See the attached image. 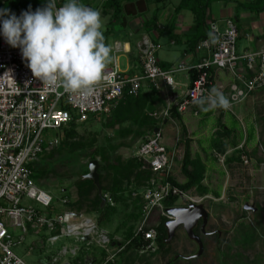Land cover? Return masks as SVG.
<instances>
[{
	"label": "rangeland",
	"instance_id": "1",
	"mask_svg": "<svg viewBox=\"0 0 264 264\" xmlns=\"http://www.w3.org/2000/svg\"><path fill=\"white\" fill-rule=\"evenodd\" d=\"M250 110L251 113L242 118L237 112L232 114L230 111L223 119L220 113L200 114L198 122L185 125L187 133L183 130L181 120L175 117L167 119L170 133L163 128L164 142L176 150L171 172L173 178L180 183L185 182L182 161L187 140H190V147L195 152L192 151L194 158L204 161L200 162L205 168L202 185L207 193L203 194L193 188L185 192L192 200H177L179 206L202 204L208 211L207 231L214 232V235L203 237L204 252L193 259H187L197 255L199 248L185 230L179 228L168 243V253L158 252L156 245L148 243L125 254L120 253L115 259L118 264H264V94L260 95ZM127 118L130 116L123 117L119 123L113 113L107 117H90L83 123L76 122L75 135L66 139V135L63 137L65 130L60 131L59 144L47 150V154L61 151L55 155L56 159L51 160L46 154L40 160L43 171L41 187L57 200L53 211L93 216L99 230L108 234L110 246L105 245L104 248L111 249V252L127 243L125 236L128 228L133 226L137 229L139 226L136 223L138 219L133 217L136 211L133 201L135 196L128 189L117 199L112 197L108 191L111 178H107V175L112 177V171L108 173V168V171L101 169L105 177L102 186L107 189L106 193L103 191V196L111 198L109 203L112 208L108 212V220L102 224L96 218L99 213L93 211L88 203L81 210L76 207L75 202L79 199L76 183L89 172V163L94 160L91 158L92 153L99 147L113 160L117 157L124 161L133 158L142 160L137 154L147 128ZM222 122L231 129H225ZM206 125L211 127L209 138L200 135L201 130L208 128ZM48 134L54 135L57 132L50 131ZM246 137L249 140L247 148L244 141L240 140ZM79 142L85 148L71 151L70 144ZM244 154L248 162L242 159ZM96 160L103 165L100 155ZM96 193L97 189L90 199ZM25 202L36 205V202L29 199H25ZM246 206L250 209H246ZM9 229L16 242L13 249L29 264H104L108 258V253L99 243V234L93 235L90 241H83L80 237L58 231L56 233L61 234L60 239L51 243L48 238L53 233L50 231L39 233L29 229L23 233L21 229ZM21 236L25 238L18 243ZM65 248H68L67 253H63ZM73 248H78V255H73Z\"/></svg>",
	"mask_w": 264,
	"mask_h": 264
},
{
	"label": "built area",
	"instance_id": "2",
	"mask_svg": "<svg viewBox=\"0 0 264 264\" xmlns=\"http://www.w3.org/2000/svg\"><path fill=\"white\" fill-rule=\"evenodd\" d=\"M238 37L239 31L234 21H229L224 30L214 27L213 39L206 38L196 47L199 51L209 50V58L196 66L178 64L169 70H163L159 64L156 56L158 45L148 43L142 55L140 75L123 72L114 56L113 63L106 64L103 78L95 85L92 94L82 98L78 94L66 93L61 87L43 84L32 75L19 48H13L0 36V264H29L13 249L16 242L9 227L21 229L23 233L29 229L39 233L50 231L53 233L48 238L51 243L60 239L61 234L56 233L58 231L80 237L83 241H90L93 235L99 234L100 245L109 247L108 234L100 231L91 217L74 212L67 215L48 211L55 200L36 183L34 164L50 147L59 144V132L64 131L72 121L83 123L90 117L111 115L122 98L138 96L146 81L156 89L160 88L159 79L173 86L176 72L197 73L185 97L177 104L179 113L195 104L196 98L209 94L212 68L225 69L234 75L235 81L225 95L230 101V108L226 111L232 110L253 92L264 89V50L240 54L237 49ZM241 61H245L248 68L253 70L252 76L247 77L237 71ZM170 110L171 107H167L160 112L150 113V116L162 122L172 117ZM156 128L158 131H155ZM156 128L145 135L137 154L147 163L154 177L140 192L133 193L143 200L142 219L135 229V235L150 240V245H156L157 238L156 229L148 228V220L153 212L159 210L170 220L172 217L167 212L168 208L165 209L164 201L170 196H177L181 200L191 199L168 179L176 150L164 143L162 125ZM50 131L57 134L49 135ZM242 159L246 162L249 160L245 154ZM105 198L111 200L108 196ZM25 199L36 202V205L27 204ZM175 206H179L177 202ZM24 238L21 236L18 243ZM124 247L112 252L104 248L108 253L104 264L114 262ZM67 251L68 248H65L63 253ZM71 251L73 255H78V248Z\"/></svg>",
	"mask_w": 264,
	"mask_h": 264
},
{
	"label": "crops",
	"instance_id": "3",
	"mask_svg": "<svg viewBox=\"0 0 264 264\" xmlns=\"http://www.w3.org/2000/svg\"><path fill=\"white\" fill-rule=\"evenodd\" d=\"M104 1L106 0H81L85 5L99 9L101 12L105 43L111 47V60L107 65L113 63L115 56L120 69L128 75L141 74L142 55L148 43L158 45L156 56L163 70H169L178 64L188 66L200 64L204 59L209 58V50H197L198 43L206 38L213 39L214 27L224 30L229 21H235L237 25L239 31L237 49L240 54L264 50V0H210L202 22L189 6H183L182 0L159 2L120 0L121 6L124 8L123 12L112 21L113 12L102 11ZM130 3L138 4L137 13L127 12L125 7ZM110 28L113 29L111 32ZM205 35L206 38H204ZM237 71L247 77L253 75V70L248 68L245 61L239 63ZM210 81L211 89L215 87L226 95L235 78L228 70L212 68ZM190 83L191 73L180 71L174 74L173 86L167 85L162 79H159L160 88L156 89L149 81H146L141 94L147 99V106L152 107L150 113L158 112L182 101ZM261 94H264V89L250 94L243 102L235 105L230 112L232 114L237 112L241 118L246 117L251 113L250 108L256 104V100ZM228 112L222 109L203 111L199 106L193 104L180 113L179 119L185 126L198 122L200 114L217 115L220 113L221 116L220 114L219 116L223 119ZM160 124L164 125L162 129L164 128L168 133L169 122L163 120ZM223 124L225 129H231L225 123ZM206 127L208 128L200 131L202 132L200 135L209 138L211 127L209 128V125ZM168 138L171 139V137ZM240 140L244 141L247 148L249 142L247 137L244 140L240 138ZM166 145L172 149L171 145ZM192 151L191 149L193 162H204L203 159L200 161L198 158H194L195 152Z\"/></svg>",
	"mask_w": 264,
	"mask_h": 264
},
{
	"label": "clouds",
	"instance_id": "4",
	"mask_svg": "<svg viewBox=\"0 0 264 264\" xmlns=\"http://www.w3.org/2000/svg\"><path fill=\"white\" fill-rule=\"evenodd\" d=\"M0 36L19 48L43 84L82 98L92 94L111 60L101 12L81 0H44L42 7L32 11L29 6L19 16L0 8ZM194 103L203 111L230 108L229 99L215 87Z\"/></svg>",
	"mask_w": 264,
	"mask_h": 264
},
{
	"label": "trees",
	"instance_id": "5",
	"mask_svg": "<svg viewBox=\"0 0 264 264\" xmlns=\"http://www.w3.org/2000/svg\"><path fill=\"white\" fill-rule=\"evenodd\" d=\"M151 2H159L163 0H149ZM62 2V0H61ZM183 6H189L191 10H193L198 18H200L201 22L204 20V15L206 13V9L208 8V4L210 0H182ZM44 0H0V8H7L10 13H15L17 16L21 14L22 11H26L31 6V10L35 11L37 7H42ZM120 0H106L103 2L102 11L113 12L112 21H114L117 17H119L123 12V7L121 6ZM137 6V7H135ZM127 12L134 14L137 13L139 9L138 4H129L125 7ZM262 9V8H261ZM235 22V21H234ZM113 29L110 28V32ZM207 36L205 35L204 38ZM203 38V39H204ZM197 73L191 72V81L196 78ZM142 93V92H141ZM139 94L136 97H124L119 101V104L115 110L114 117L115 120L119 123L122 122V118L125 116H130L127 120L133 121V123H137L138 125H142V127H146L147 131L150 132L154 130L156 127L159 126L160 122L155 119L154 117L150 116V110L152 107L147 106V99L142 94ZM171 116L175 118H180V113L177 110V105H173L171 107ZM117 114H116V113ZM112 113V114H113ZM116 114V115H115ZM159 122V124H158ZM76 121H72L64 130L63 137L66 135V139L71 138L73 135L76 134ZM183 130L185 133L186 129L183 126ZM71 151L76 149H84L85 145L82 142L70 144L69 146ZM46 151L42 154L41 158H44L48 155V158L51 160H55V155L60 154L61 151L56 153H49ZM47 154V155H46ZM100 155L102 159V163L100 165L99 174H100V183H103L105 177L101 174V169L108 171V173L113 174L112 177L107 175V178H111V187L108 190L110 195L117 199V197L122 194L125 190L130 189L131 194L133 195L134 191L142 189L148 185V182L154 177L153 172L148 169L147 163L143 160H139L138 158H133L127 161H124L121 157H117L116 159H111L110 155L107 152L102 151V148L96 149L92 153V159L96 160V157ZM239 157V156H238ZM40 158V160H41ZM40 160L34 164L33 172H34V179L39 186H42L40 182V178L43 174L41 170ZM193 164H195L193 166ZM144 165L146 167H144ZM193 166L190 168V166ZM108 168V170L106 169ZM205 168L203 164L200 162H193L191 158V148H190V140L186 141L184 157L182 161V172L186 177V181L183 183L178 182L173 175L170 174L168 179L169 181L183 192H188L189 190L196 188L201 193H207V189L202 185V181L204 180V171ZM77 186V193L79 199L75 202L76 207L81 210L85 203H88L93 211L99 213L96 216L97 220L100 223H105L108 220V215L110 209V203L108 199L106 200V205L101 207V198L98 193L90 199L94 190L97 189L95 184L92 180H87L82 178L76 183ZM103 187V186H102ZM103 191L106 193L107 189L105 186L103 187ZM104 195V194H103ZM134 205L136 207V211L133 214L134 219H138L136 223H139L142 219V203L143 200L141 196H136L133 198ZM54 204L48 210L49 212L55 210L56 198H54ZM177 196H170L164 201L165 209L175 206L177 202ZM73 204V203H72ZM109 212V213H108ZM167 216L161 214L159 210H155L151 217L148 220V228H155L157 231V238H156V246L158 252H164L165 254L169 252V249H166L168 246L167 237H168V230L166 227V223L168 222ZM135 227L131 226L128 228L126 232L125 238L127 239V243H124V249L121 253L125 254L136 247L145 246L150 243V240H145L142 235H135ZM107 264H118L116 260L114 262H109Z\"/></svg>",
	"mask_w": 264,
	"mask_h": 264
},
{
	"label": "water",
	"instance_id": "6",
	"mask_svg": "<svg viewBox=\"0 0 264 264\" xmlns=\"http://www.w3.org/2000/svg\"><path fill=\"white\" fill-rule=\"evenodd\" d=\"M155 131H158L156 128ZM100 163L98 160H92L89 163V172L84 175V179L92 180L95 186L97 187L98 194L102 200L101 207L105 206L106 198L103 196V188L100 183ZM246 209H250L249 206H246ZM168 214L172 219L168 220L166 227L168 230L167 243L172 241L177 230L180 227H183L187 236L195 240L199 244L198 256H200L203 251V243L195 232L194 227L199 220H203V229L206 227L209 219V213L202 204H190L186 207L173 206L167 209Z\"/></svg>",
	"mask_w": 264,
	"mask_h": 264
},
{
	"label": "flooded vegetation",
	"instance_id": "7",
	"mask_svg": "<svg viewBox=\"0 0 264 264\" xmlns=\"http://www.w3.org/2000/svg\"><path fill=\"white\" fill-rule=\"evenodd\" d=\"M191 204V203H190ZM190 204H186V205H180L179 207H186V206H188V205H190ZM253 210V209H252ZM209 222V221H208ZM207 226H208V223H207V225H206V227L203 229V220L201 219V220H199L198 221V223L195 225V227H194V232L198 235V236H200V238H201V240L203 239V237L204 236H208V235H214V232H208L207 231ZM180 228H183V227H180ZM184 229V228H183ZM195 241V240H194ZM196 242V241H195ZM202 243H203V241H202ZM196 244H197V246H198V248H199V244L196 242ZM204 247V246H203ZM204 252V251H203ZM198 256V253H197V255L196 254H194V255H191V256H189V257H187V259H193V258H195V257H197Z\"/></svg>",
	"mask_w": 264,
	"mask_h": 264
}]
</instances>
